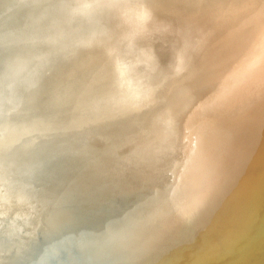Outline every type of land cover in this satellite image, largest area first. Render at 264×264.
I'll return each instance as SVG.
<instances>
[{
    "label": "water",
    "instance_id": "95a60500",
    "mask_svg": "<svg viewBox=\"0 0 264 264\" xmlns=\"http://www.w3.org/2000/svg\"><path fill=\"white\" fill-rule=\"evenodd\" d=\"M0 264H264V0H0Z\"/></svg>",
    "mask_w": 264,
    "mask_h": 264
}]
</instances>
